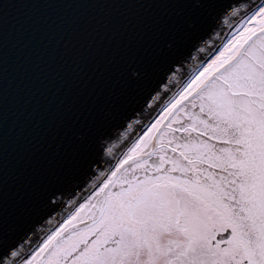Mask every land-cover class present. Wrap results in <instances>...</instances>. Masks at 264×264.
<instances>
[{
    "label": "snow or ice",
    "instance_id": "snow-or-ice-1",
    "mask_svg": "<svg viewBox=\"0 0 264 264\" xmlns=\"http://www.w3.org/2000/svg\"><path fill=\"white\" fill-rule=\"evenodd\" d=\"M11 7L28 12L10 23ZM238 14L225 0L0 3V264H264V2L35 251L16 239Z\"/></svg>",
    "mask_w": 264,
    "mask_h": 264
},
{
    "label": "water",
    "instance_id": "water-1",
    "mask_svg": "<svg viewBox=\"0 0 264 264\" xmlns=\"http://www.w3.org/2000/svg\"><path fill=\"white\" fill-rule=\"evenodd\" d=\"M22 0H0V3L19 4ZM264 2V0H225V3H232L239 9L238 15H226L218 19L216 30L210 36H206L205 40L199 42L198 47L204 51H197L196 48L191 50V57L184 60L183 67L177 66L175 73H169L167 78V86L171 88V92L167 95L161 94L156 96L153 93L152 97H148L145 93V98L140 100L135 115L132 109H129L122 122L125 127L120 128L118 135L120 140H117L115 135L110 141L112 144L118 145L114 149L113 155L109 156L105 153L101 165L99 167L93 165L92 169L87 168L77 172L75 179L69 186L68 193L63 197V203L60 207L55 209H43L33 214L25 227L18 230L16 239L18 240L22 253L27 256L32 251H35L39 244L43 242L51 231L55 230L64 219L68 217L79 203H83L84 199L88 197L90 192L99 184L106 173L115 167L118 159L122 158L126 153L127 148L131 147L132 143L142 134V129L159 116L163 108L172 99V96L179 92L184 83L204 64L210 59L216 51L218 46H222L224 42L230 39L241 24L246 21L247 9L253 5ZM10 23H15L16 20L21 19L24 14L28 12L27 9L19 7H11L8 10ZM95 14V10H76V14ZM161 93H163V86H161ZM142 108V111L140 110ZM123 142V143H122Z\"/></svg>",
    "mask_w": 264,
    "mask_h": 264
},
{
    "label": "bare ground",
    "instance_id": "bare-ground-1",
    "mask_svg": "<svg viewBox=\"0 0 264 264\" xmlns=\"http://www.w3.org/2000/svg\"><path fill=\"white\" fill-rule=\"evenodd\" d=\"M230 38H231V36H230Z\"/></svg>",
    "mask_w": 264,
    "mask_h": 264
}]
</instances>
